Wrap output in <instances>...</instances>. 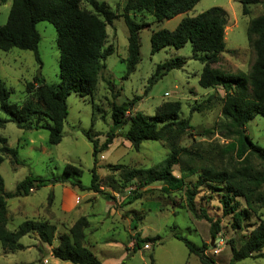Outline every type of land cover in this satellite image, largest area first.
I'll list each match as a JSON object with an SVG mask.
<instances>
[{"label": "rangeland", "instance_id": "obj_1", "mask_svg": "<svg viewBox=\"0 0 264 264\" xmlns=\"http://www.w3.org/2000/svg\"><path fill=\"white\" fill-rule=\"evenodd\" d=\"M96 1L116 16L112 25L105 28L104 48L112 47L113 54L102 61L105 68L101 70L97 88L91 96L80 98L71 94L67 98L68 116L63 124L61 142L56 146L49 145L45 130L25 131L14 123L0 128V138L6 139L7 145L17 150L19 161L12 164L6 158L0 164L6 193H13L16 185L27 177L60 178L65 165L82 171L80 182L85 190L65 182L37 191L33 189L26 197L6 200L7 231L13 232L23 222L32 221L47 222L55 232L51 246L43 244L35 233L19 240L24 246L22 251L9 253L0 246V264H70L52 258L51 250L58 245L59 237L68 234L81 217L88 222L82 246L101 264H200L174 235L184 237L198 247L205 245V256L214 264H230L231 245L239 249L258 223L264 222V206L260 207L258 201L259 196L264 198V183L261 182L264 164L251 153L239 158L232 149L236 136L221 115V99L225 94L221 87L203 89L199 86L203 64L192 59L190 45L179 50L168 47L152 55L150 36L162 29L173 31L184 17L192 18L211 8H221L227 13L225 50L219 61L209 67L228 75L248 73L254 54L246 30L250 20L264 15V0L248 6L247 16L241 14L239 0H200L186 14L159 23L146 12L130 13L134 22L145 23L148 27L139 33L140 62L129 76L123 62L128 36L123 22L126 0ZM11 3L12 0L0 3V26L7 21ZM80 8L92 11L84 1ZM36 30L40 36V63L29 51H0V80L11 92L8 103L19 107L27 101H36L35 90L28 92L27 89L28 84L34 85L36 76L51 86L59 83L56 31L47 22L38 23ZM175 58L185 61L183 69L169 72L146 94L148 80L156 65ZM135 98L139 100L129 106L124 125L113 129L112 106L132 103ZM165 102H178L179 118L188 119L191 126L178 141L181 152L171 169L172 176L184 178L185 187L177 191H167L163 182L147 181L146 172L160 170L171 153L164 141H146L135 149L122 137L129 127L128 118L135 113L153 116ZM0 119H7L1 110ZM111 131L115 135L111 145L96 157L99 191L86 190L94 166L92 144L86 134H90L99 147ZM244 133L264 149V120L260 116L245 125ZM205 169L232 174L253 190V212L241 198L234 199L238 211L243 214L239 229L233 228L231 217L222 212L224 185L204 182L194 188L198 174ZM195 171L197 174L192 175ZM132 172L135 173L132 175ZM186 188L194 190L196 210H204L212 222H220L221 231L215 239L210 235V224L188 211ZM144 239L153 242L139 243ZM235 264H264V260L248 258Z\"/></svg>", "mask_w": 264, "mask_h": 264}, {"label": "trees", "instance_id": "obj_2", "mask_svg": "<svg viewBox=\"0 0 264 264\" xmlns=\"http://www.w3.org/2000/svg\"><path fill=\"white\" fill-rule=\"evenodd\" d=\"M7 0H0L4 4ZM85 2L92 11L80 8ZM200 0H126L123 8V22L127 29V55L123 60L126 75L135 72L140 62L139 33L148 27L138 24L129 17L130 13L146 12L152 15L157 23L169 21L176 16L191 11ZM241 14L248 15V6L257 5L260 0H239ZM116 16L104 4L96 0H12L7 21L0 26V51L9 52L12 49L29 51L34 54L38 63V44L40 41L36 25L47 22L56 31V44L59 50V83L56 86L46 84L38 76L34 85L28 84V92L35 90L36 101H27L21 107L8 103L11 92L0 80V110L7 119H0V128L7 123H14L17 128L25 131L45 130L48 133V143L58 145L63 138V124L68 116L67 98L75 94L80 98L91 96L96 88L100 72L105 68L102 61L113 54L112 47L104 48L107 34L106 26H111ZM227 13L221 8H211L195 17H184L173 31L162 29L152 32L150 36V52L156 54L171 47L182 49L189 44L192 59L203 64L198 84L203 89L221 87L224 97L221 99V115L228 121L229 128L236 136V144L232 149L239 158L247 153L253 154L264 164V149L255 145L244 133V127L256 116L264 120V15L249 21L246 30L248 44L254 54V62L248 73L238 72L228 75L222 70L211 69L209 66L219 61V56L225 50V27ZM185 61L181 58L167 60L156 65L154 73L148 80L147 92L169 72L182 70ZM132 103L113 105L111 120L113 129L124 125L125 114ZM180 104L165 102L159 106L153 116L135 113L128 118L129 127L123 138L137 149L146 141H164L170 149V155L160 170L146 172L147 181L163 182L167 191L182 190L185 187L184 178L172 176L171 169L177 163L181 150L178 141L191 128L188 119H180ZM34 120V123L31 122ZM115 135L111 132L105 137L104 143L98 147V142L90 134L87 140L92 144L93 169L90 186L86 190L98 192V176L95 171L96 157L111 145ZM9 158L12 164H18L17 150L10 148L4 138H0V164ZM135 172H132V175ZM197 172H192V175ZM131 175V176H132ZM82 171L71 165H65L60 178L44 179L27 177L15 187L13 193L4 191L0 177V246L2 250L13 253L22 251L24 246L19 240L35 233L39 240L51 246L55 228L47 222H23L15 231L5 229V201L18 197H26L31 190H39L50 185L68 182L79 190H85L81 185ZM129 176V179L130 177ZM72 179V180H71ZM252 181L257 182L255 179ZM208 182L224 185L226 192L221 196L222 212L230 216L233 228L239 229L243 214L238 211V203L234 199L241 198L247 209L253 212V190L237 181L232 174L201 170L197 176L194 188ZM264 183V179L261 180ZM260 184L257 185V187ZM187 209L199 219L210 224V235L213 239L220 233V222H212L204 210H196L194 205V190L186 188ZM260 207L264 206V198L259 196ZM88 228L86 218H79L70 228L68 234L59 237L58 245L51 250V256L61 262L70 264H101L98 259L82 246L84 230ZM181 241L190 255H194L200 264H214L205 256L207 247H198L184 237L174 235ZM153 240L144 239L139 243L148 245ZM139 243L137 244L139 246ZM230 264L239 263L245 259L264 260V222L258 225L247 236L243 245L236 249L231 245Z\"/></svg>", "mask_w": 264, "mask_h": 264}, {"label": "water", "instance_id": "obj_3", "mask_svg": "<svg viewBox=\"0 0 264 264\" xmlns=\"http://www.w3.org/2000/svg\"><path fill=\"white\" fill-rule=\"evenodd\" d=\"M38 78H40V76L38 75Z\"/></svg>", "mask_w": 264, "mask_h": 264}, {"label": "crops", "instance_id": "obj_4", "mask_svg": "<svg viewBox=\"0 0 264 264\" xmlns=\"http://www.w3.org/2000/svg\"><path fill=\"white\" fill-rule=\"evenodd\" d=\"M53 258V257H52Z\"/></svg>", "mask_w": 264, "mask_h": 264}]
</instances>
